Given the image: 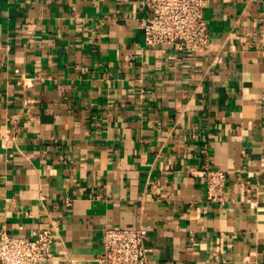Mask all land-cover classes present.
I'll use <instances>...</instances> for the list:
<instances>
[{
  "label": "crops",
  "instance_id": "obj_1",
  "mask_svg": "<svg viewBox=\"0 0 264 264\" xmlns=\"http://www.w3.org/2000/svg\"><path fill=\"white\" fill-rule=\"evenodd\" d=\"M202 54L144 43V0H0V232L97 264H264V0H209ZM225 171V203L203 169Z\"/></svg>",
  "mask_w": 264,
  "mask_h": 264
},
{
  "label": "built area",
  "instance_id": "obj_2",
  "mask_svg": "<svg viewBox=\"0 0 264 264\" xmlns=\"http://www.w3.org/2000/svg\"><path fill=\"white\" fill-rule=\"evenodd\" d=\"M209 0H144L146 19L144 43L174 45L180 51L202 55L210 48V34L204 10ZM206 200L215 205L225 203L228 174L205 166L203 169ZM148 231L110 228L104 230L103 251L97 264H150L146 246ZM31 238L0 232V264H43L52 257L54 234L38 229Z\"/></svg>",
  "mask_w": 264,
  "mask_h": 264
}]
</instances>
